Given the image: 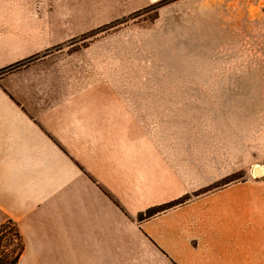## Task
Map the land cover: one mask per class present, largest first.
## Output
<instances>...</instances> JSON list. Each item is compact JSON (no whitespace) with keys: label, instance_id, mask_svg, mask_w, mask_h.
<instances>
[{"label":"crops","instance_id":"1","mask_svg":"<svg viewBox=\"0 0 264 264\" xmlns=\"http://www.w3.org/2000/svg\"><path fill=\"white\" fill-rule=\"evenodd\" d=\"M71 6L0 0V223L18 227L16 264H264V190L195 193L234 164L204 167L122 80L57 49Z\"/></svg>","mask_w":264,"mask_h":264},{"label":"rangeland","instance_id":"2","mask_svg":"<svg viewBox=\"0 0 264 264\" xmlns=\"http://www.w3.org/2000/svg\"><path fill=\"white\" fill-rule=\"evenodd\" d=\"M69 1L57 49L122 80L117 90L138 97L172 143L202 149L204 167L218 154L234 164L195 193L242 181L264 190V0ZM16 242L7 233L1 262Z\"/></svg>","mask_w":264,"mask_h":264},{"label":"trees","instance_id":"3","mask_svg":"<svg viewBox=\"0 0 264 264\" xmlns=\"http://www.w3.org/2000/svg\"><path fill=\"white\" fill-rule=\"evenodd\" d=\"M185 199L186 198H182L179 200V202H182ZM173 204L174 203H170V204H167V205H164L161 207L150 209L146 212V215H148V216L152 215L155 212H157L158 210L165 209L167 207L172 206ZM8 228H9V232H8ZM10 232H12L14 234L17 242H16V248L14 251V255H13L11 261L9 262V264H16L18 261L19 255L23 249V242L21 239V235L19 233V230H18L16 223L14 221H12L11 219H7V220L1 222L0 223V250L4 247V243H5V240L7 238V233H10ZM0 264H7V263L0 261Z\"/></svg>","mask_w":264,"mask_h":264}]
</instances>
